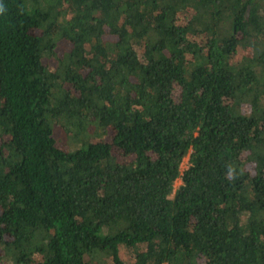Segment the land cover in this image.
Here are the masks:
<instances>
[{"label":"trees","instance_id":"trees-1","mask_svg":"<svg viewBox=\"0 0 264 264\" xmlns=\"http://www.w3.org/2000/svg\"><path fill=\"white\" fill-rule=\"evenodd\" d=\"M0 9V264H264V0Z\"/></svg>","mask_w":264,"mask_h":264},{"label":"rangeland","instance_id":"rangeland-1","mask_svg":"<svg viewBox=\"0 0 264 264\" xmlns=\"http://www.w3.org/2000/svg\"><path fill=\"white\" fill-rule=\"evenodd\" d=\"M63 148H64V146H62ZM180 185V181L179 180H177L176 182H175V184H174V188H177L178 186ZM130 253H132V251L130 250V249H123L122 251H121V256L123 257V260L125 261V262H127V260L129 259V255H130Z\"/></svg>","mask_w":264,"mask_h":264},{"label":"built area","instance_id":"built-area-1","mask_svg":"<svg viewBox=\"0 0 264 264\" xmlns=\"http://www.w3.org/2000/svg\"><path fill=\"white\" fill-rule=\"evenodd\" d=\"M188 167V158H184L179 169V175L181 176L183 171ZM179 180V179H178ZM180 181V180H179Z\"/></svg>","mask_w":264,"mask_h":264},{"label":"clouds","instance_id":"clouds-1","mask_svg":"<svg viewBox=\"0 0 264 264\" xmlns=\"http://www.w3.org/2000/svg\"><path fill=\"white\" fill-rule=\"evenodd\" d=\"M0 11H2V9H0Z\"/></svg>","mask_w":264,"mask_h":264}]
</instances>
